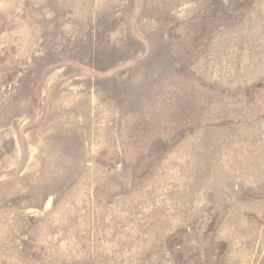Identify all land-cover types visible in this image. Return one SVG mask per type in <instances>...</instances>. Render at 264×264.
<instances>
[{
	"label": "rangeland",
	"instance_id": "obj_1",
	"mask_svg": "<svg viewBox=\"0 0 264 264\" xmlns=\"http://www.w3.org/2000/svg\"><path fill=\"white\" fill-rule=\"evenodd\" d=\"M0 264H264V0H0Z\"/></svg>",
	"mask_w": 264,
	"mask_h": 264
},
{
	"label": "bare ground",
	"instance_id": "obj_2",
	"mask_svg": "<svg viewBox=\"0 0 264 264\" xmlns=\"http://www.w3.org/2000/svg\"><path fill=\"white\" fill-rule=\"evenodd\" d=\"M26 162V161H25Z\"/></svg>",
	"mask_w": 264,
	"mask_h": 264
}]
</instances>
